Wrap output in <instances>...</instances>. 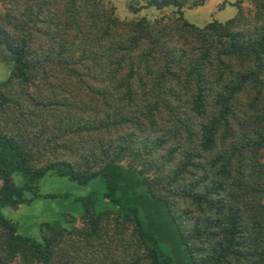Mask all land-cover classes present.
Instances as JSON below:
<instances>
[{
  "label": "trees",
  "instance_id": "16d2710c",
  "mask_svg": "<svg viewBox=\"0 0 264 264\" xmlns=\"http://www.w3.org/2000/svg\"><path fill=\"white\" fill-rule=\"evenodd\" d=\"M126 1L0 0V264H264V0ZM45 175L103 184L34 238Z\"/></svg>",
  "mask_w": 264,
  "mask_h": 264
},
{
  "label": "rangeland",
  "instance_id": "374dc122",
  "mask_svg": "<svg viewBox=\"0 0 264 264\" xmlns=\"http://www.w3.org/2000/svg\"><path fill=\"white\" fill-rule=\"evenodd\" d=\"M116 6L117 13L125 18L134 16V12L128 8L126 0H105ZM236 0H208L200 6H185L184 16L187 20L197 25H204L209 20L224 21L233 18L238 13ZM249 0H244L243 8L249 11ZM170 7L158 9L155 7L144 8L137 15H147L151 18L171 14ZM7 68L0 61V80L6 77ZM18 180V178H17ZM100 180L90 181L88 184H79L66 176L45 175L40 179V196L30 202L6 205L3 213L16 222L20 233L39 238L40 224L43 221L62 219L67 214L78 215L82 204L77 197L88 195L92 191L100 190ZM60 194L51 196L50 194ZM65 194V195H63Z\"/></svg>",
  "mask_w": 264,
  "mask_h": 264
}]
</instances>
